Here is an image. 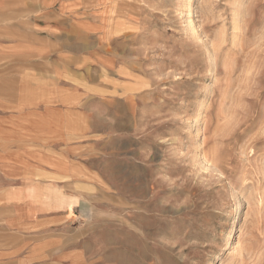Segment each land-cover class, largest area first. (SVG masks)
Returning a JSON list of instances; mask_svg holds the SVG:
<instances>
[{
  "label": "rangeland",
  "instance_id": "rangeland-1",
  "mask_svg": "<svg viewBox=\"0 0 264 264\" xmlns=\"http://www.w3.org/2000/svg\"><path fill=\"white\" fill-rule=\"evenodd\" d=\"M68 1L67 53L113 56L80 87L120 100L88 264H264V0Z\"/></svg>",
  "mask_w": 264,
  "mask_h": 264
},
{
  "label": "crops",
  "instance_id": "crops-1",
  "mask_svg": "<svg viewBox=\"0 0 264 264\" xmlns=\"http://www.w3.org/2000/svg\"><path fill=\"white\" fill-rule=\"evenodd\" d=\"M67 2L0 0V264H88L98 155L120 139V100L85 94L73 63L113 56L67 53L66 26L88 35Z\"/></svg>",
  "mask_w": 264,
  "mask_h": 264
},
{
  "label": "bare ground",
  "instance_id": "bare-ground-1",
  "mask_svg": "<svg viewBox=\"0 0 264 264\" xmlns=\"http://www.w3.org/2000/svg\"><path fill=\"white\" fill-rule=\"evenodd\" d=\"M206 96H207V95H206ZM205 104H206V98L203 99L201 102H199V104H198V106H197V107H198V108H197L198 113H200V112L202 111V109L204 108ZM237 223H238V219L235 220L234 224L236 225ZM234 233H235V230L232 229V230H230V231L226 234V238L224 239V240H225V243H227V244H231V241L233 240V238H234V236H235ZM215 264H223V260L220 259V260L216 261Z\"/></svg>",
  "mask_w": 264,
  "mask_h": 264
}]
</instances>
